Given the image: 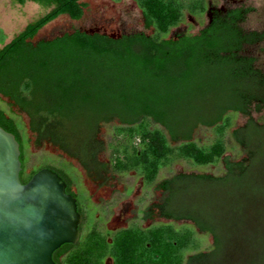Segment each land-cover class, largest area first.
<instances>
[{
    "label": "trees",
    "instance_id": "16d2710c",
    "mask_svg": "<svg viewBox=\"0 0 264 264\" xmlns=\"http://www.w3.org/2000/svg\"><path fill=\"white\" fill-rule=\"evenodd\" d=\"M16 1H32L48 8L9 42L5 43L3 33L0 35V96L8 100L9 107V111L0 107V125L19 142L23 183L42 167L54 170L67 184V192H72L76 179L68 169L69 163L60 160L55 164L45 155V165L33 164L26 171L31 139L20 120L22 113L28 118L35 146H55L74 159L88 177H93L91 168L104 173L109 169L115 173L134 171L145 186H150L159 171L175 161L204 166L222 160L225 166L221 175L179 172L157 183L162 191L161 203L149 205L144 213L151 215L158 210L174 220L189 219L191 225L131 226L112 235L110 243L93 229L76 243L62 245L59 252L73 247L65 264H102L106 255L113 257L114 264H184L192 257L209 254L199 251L202 243L196 229L210 233L211 247L216 248L221 228L173 204L182 189L178 183L187 179L206 186L231 181L233 191L245 193L244 203L239 200L233 206L244 212L248 232L244 247L251 251L250 264H264V122L253 117V113L264 112V72L255 66L254 57L240 52L244 44L264 39V32H246L239 25L252 7L236 8L224 17L217 15L197 34L184 32L169 37L170 30L184 19L185 10L201 15L206 1L134 0L143 18L139 31L112 37L72 28L50 39L34 40L40 29L60 15L81 19L87 4L83 0ZM58 46L67 49L59 58L53 51ZM53 59H66L68 64L56 73ZM89 61L99 63V70L90 69ZM105 65L134 72L105 73ZM202 65L227 73V97L232 98L206 111V117L199 108L183 104L182 88L194 78L193 67ZM39 71L47 81L42 89L38 86L42 77L36 75ZM233 113L247 117L244 125L232 131L244 152L238 160L224 155V136L232 125ZM113 121L118 122L108 143L109 161L100 162L104 143L99 131L103 124ZM200 123L213 127L215 137L210 143L199 144L192 139ZM79 194L74 193L78 202Z\"/></svg>",
    "mask_w": 264,
    "mask_h": 264
},
{
    "label": "rangeland",
    "instance_id": "374dc122",
    "mask_svg": "<svg viewBox=\"0 0 264 264\" xmlns=\"http://www.w3.org/2000/svg\"><path fill=\"white\" fill-rule=\"evenodd\" d=\"M83 1L87 6L81 19L71 20L67 15H60L40 29L34 40L41 38L50 39L66 31L69 32L72 28L86 30L98 28L100 31L117 34L122 26L125 30H130L134 24L131 20L135 18H137L135 27L138 30L142 29L141 13L134 0ZM212 1L217 6L223 3L222 0ZM243 1L252 7V11L248 14L243 26L245 28H264V0ZM47 10L48 8L32 1L19 4L16 0H0V35L3 33L5 43L9 42L27 23L41 16ZM125 21H128L127 24L124 23V25H121ZM53 51L59 58V56H62L63 51L67 52V49L58 46L53 48ZM248 52L256 57V66L264 72V43L249 49ZM66 64H68L66 63V59L54 60L52 64L54 72L58 73L64 70L67 66ZM99 66L100 64L97 62H88L90 69L99 70ZM103 70L105 73L114 72L116 75H130L134 72L131 68L109 69V66L106 65ZM193 70L195 71L194 78L192 77V81L186 82L182 88L184 92V107L190 105L197 107L196 109L199 108L201 110L200 113H203L202 116L206 117V111L213 110L217 106H223L232 100V98L227 97L229 82L227 80V73L223 69L219 67L206 68V66L202 65L197 69L193 67ZM36 75H41L42 78L38 81V86L40 89L44 88L47 85V81L43 79V74L39 71ZM7 102L8 100L5 97L0 96V107L9 111ZM232 115V125L224 136L227 147L224 155L232 160H238L244 156V152L233 137L232 131L244 125L247 117L241 113H233ZM19 117L31 139L27 147L28 161L26 171L28 172L33 164L38 165V167L45 165L44 162L46 159H44L43 155L51 157L55 164L60 160L69 163L68 169L74 174L76 179L73 187L80 193L79 203L85 218L88 220L86 227L94 220V216L99 209V207L96 208L89 201L86 190L90 192L91 200L95 204H99L101 207L106 206L107 208L103 213L105 219L102 222V226H99L100 228L121 227L132 222L144 226L151 221V223L160 222L156 216L153 220H142V214H144L143 212L146 207L160 201L162 191L156 185L162 179L169 178L179 172L221 175L225 170L222 160L218 163L204 166H195L185 160H179L163 167L159 171L155 183L150 186H145L141 177L134 171L115 173L109 169L104 173L105 186L101 188L96 187L95 183L97 181L93 183L94 180L86 175L85 171L74 159L67 157L55 146L48 143H43L39 147L35 146L33 144V135L28 130L27 116L22 113L19 114ZM253 117L260 122H264V112L253 113ZM117 122L113 121L108 124H103L100 128L99 137L104 143V150L99 153L100 162L106 163L109 161L110 149L108 143L112 141L114 135L113 125L117 124ZM214 137L213 127L201 123L192 132V139L199 144L210 143ZM177 186L182 189L179 191L176 190L177 194L174 199V205L176 204L177 207H180L182 212L189 211L197 218L208 220H204L205 222L211 221L215 226L221 228L220 230L218 229L220 244L216 248L211 247L213 239L210 233L196 229L198 233L197 238L202 243L199 251H207L209 254L192 257L188 262L185 260L184 264H250L251 251L247 247H244V239H246V235L248 234L246 222L243 219L244 212L243 210L240 212L241 210L234 209L233 206L239 200L241 205L244 203L246 199L243 195L245 193L243 191H233L231 189V181L224 183L217 182L206 186L203 183L187 179L180 181ZM118 216H122L119 223L116 222V217ZM183 223L191 224L189 221L174 222L176 226Z\"/></svg>",
    "mask_w": 264,
    "mask_h": 264
},
{
    "label": "water",
    "instance_id": "95a60500",
    "mask_svg": "<svg viewBox=\"0 0 264 264\" xmlns=\"http://www.w3.org/2000/svg\"><path fill=\"white\" fill-rule=\"evenodd\" d=\"M20 153L15 135L0 125V264H55L53 252L79 238L76 197L48 167L23 183Z\"/></svg>",
    "mask_w": 264,
    "mask_h": 264
},
{
    "label": "flooded vegetation",
    "instance_id": "af4514ba",
    "mask_svg": "<svg viewBox=\"0 0 264 264\" xmlns=\"http://www.w3.org/2000/svg\"><path fill=\"white\" fill-rule=\"evenodd\" d=\"M205 1H206V8H205L204 12L201 15H192L191 13H189L188 11L185 10L184 11V19L177 26L173 27L170 30L168 36L169 37L170 36H175L176 34L184 33V32L197 34L201 30H203L204 28L208 27L213 22L214 18L217 15H220V16L224 17V16L228 15L229 12H231L232 10H234L236 8H244L245 9V8L251 7V6L247 5L243 0H222L223 3L220 6H217L216 4H214L212 0H205ZM135 4H136V2H135ZM250 12L246 13L245 19L243 21L239 22V25L246 32H250V31H253V30L258 31L259 33L264 32V28H262V29L245 28L243 26V23L246 20L248 14ZM140 13H141V11H140ZM127 22L128 21L122 22L121 25H124V23L127 24ZM131 22H133L134 24H133V27L130 30H125V28L122 26L121 30L115 35L116 36H120L121 34L132 33V32L139 31L135 27V25L137 23V18L131 20ZM141 25L143 27L142 15H141ZM192 29H194V31H192ZM100 32H102V31H100ZM112 34H114V33H112ZM262 43H264V39L261 40L260 42H254V43H251V44L246 43V44L243 45V49L240 52L242 54L247 55V56L254 57L255 58L254 64H255L256 57L252 53H250L248 51H249V49L254 48L257 45H260ZM255 66H256V64H255ZM90 170H91V174L93 175V177H90V179L94 180L93 183H95V181H97V183H95V186L96 187H100V188L105 186L104 172H102V171L98 172L95 168H91ZM66 187H67V184H66ZM71 190H72V192H69V193H71L75 197L74 193L77 192V189H75L73 187V185H72L71 186ZM86 193H87L89 201L91 203H93V205H95L96 208L99 207V209H98V212L94 216V220L90 224H88V226L86 227V222H88V220L85 218V215H83V213H81L82 207H81L80 203L77 201V198H76L77 210H78V212L81 215V222L79 223V226H78V230H79V238H78V240L80 239V236L82 234H87V233L91 232L93 229L97 230L98 232H101V234L106 237L107 242L110 243L112 241V237H111L112 235H114L116 232H118L120 230L127 229V228H129L131 226H140L142 228H147V227H150V226L155 225V224H159V223H174L175 221L176 222L177 221H189L192 224V221L189 220V219L174 220L172 218H169V217H166V216H163V215L157 213L158 210H155V212H154L155 214L152 213L151 215H146L143 212L144 214H142V220H149V219L153 220V218L156 216V218L160 222L151 223L152 222L151 221L149 224L144 225V226H142V225H140V224H138L136 222H132L130 224H127V225L121 226V227L120 226H114L113 228L106 227V229H102L99 226H102V222L105 219L104 218L105 215L103 213L107 210V208H106V206H102L101 207V205L95 204L91 200L90 192H88L86 190ZM159 202L161 203V201H158L157 203H159ZM99 212L102 213V214H100ZM121 217L122 216L116 217V222L117 223H119L121 221ZM81 227H83L82 230H81ZM64 244H66V243H64ZM64 244H62V245H64ZM72 244H74V243H72ZM62 245L59 248H57L52 254V258H53L55 264H65L66 263V258L68 257V254L70 253V250L73 249V247H68L63 252L62 251L59 252V250L62 247ZM102 264H114L113 257L110 256V255L104 256V258L102 260Z\"/></svg>",
    "mask_w": 264,
    "mask_h": 264
}]
</instances>
